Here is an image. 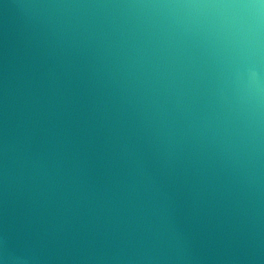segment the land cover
<instances>
[{"label": "clouds", "instance_id": "clouds-1", "mask_svg": "<svg viewBox=\"0 0 264 264\" xmlns=\"http://www.w3.org/2000/svg\"><path fill=\"white\" fill-rule=\"evenodd\" d=\"M0 264H264V0H0Z\"/></svg>", "mask_w": 264, "mask_h": 264}]
</instances>
